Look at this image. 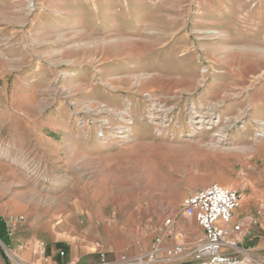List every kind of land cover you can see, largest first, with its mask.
Returning <instances> with one entry per match:
<instances>
[{
    "label": "rangeland",
    "instance_id": "rangeland-1",
    "mask_svg": "<svg viewBox=\"0 0 264 264\" xmlns=\"http://www.w3.org/2000/svg\"><path fill=\"white\" fill-rule=\"evenodd\" d=\"M213 183L264 194V0H0L7 210L126 253Z\"/></svg>",
    "mask_w": 264,
    "mask_h": 264
},
{
    "label": "crops",
    "instance_id": "crops-1",
    "mask_svg": "<svg viewBox=\"0 0 264 264\" xmlns=\"http://www.w3.org/2000/svg\"><path fill=\"white\" fill-rule=\"evenodd\" d=\"M0 199V264H64L75 261L79 264H99L100 253L104 251L109 260L120 257L124 252L120 247H109L106 250L98 248L97 240L89 234L83 235L80 242L69 241L62 234L61 225L66 219H44L39 221L27 212V218L20 211L7 210L8 205ZM172 218V228L183 232L187 241L200 240L204 237V230L195 218L188 217L183 211V206L170 212H159L155 220L149 223L142 235L139 245H131L127 254L133 255L147 251L157 237L163 239L165 247L175 243L173 237H168V228L164 221ZM233 224L241 225V232L236 235L237 247L225 248V252L237 253L240 256L251 257L256 264L264 260V194L253 191L241 196L240 206L234 212ZM26 229V237L22 231ZM86 233V232H85ZM88 233V232H87ZM6 248L12 252L8 256ZM44 247L45 254L39 253V247ZM4 252V253H3ZM64 252V255H61ZM5 254V255H4ZM7 255V256H6Z\"/></svg>",
    "mask_w": 264,
    "mask_h": 264
},
{
    "label": "built area",
    "instance_id": "built-area-1",
    "mask_svg": "<svg viewBox=\"0 0 264 264\" xmlns=\"http://www.w3.org/2000/svg\"><path fill=\"white\" fill-rule=\"evenodd\" d=\"M240 203L241 194L237 189L218 183L201 188L184 199L183 211L201 225L202 239L187 241L183 232L172 228V218H167L164 226L168 228L167 236L175 240L173 245L165 247L163 239L157 237L149 250L137 254L124 253L109 260L106 253L101 252L99 264H256L251 257L224 251L237 247L236 235L241 232V225L233 224L232 220ZM39 253L45 254L44 247H39ZM258 264H264V260Z\"/></svg>",
    "mask_w": 264,
    "mask_h": 264
}]
</instances>
